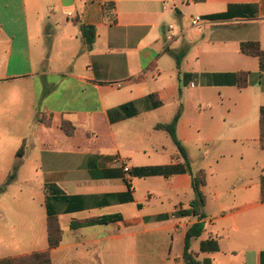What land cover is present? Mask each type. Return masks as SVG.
Returning <instances> with one entry per match:
<instances>
[{
	"label": "crops",
	"instance_id": "0c3cea01",
	"mask_svg": "<svg viewBox=\"0 0 264 264\" xmlns=\"http://www.w3.org/2000/svg\"><path fill=\"white\" fill-rule=\"evenodd\" d=\"M245 42L264 50V0H0V115L21 110L0 148L7 179L21 161L5 188L41 178L42 193L36 220L0 221V260L49 251L48 191L63 230L53 264H186L199 223L197 264H264V73ZM168 50L186 51L180 68ZM180 108L186 157L157 129ZM189 166L206 174L204 218L175 215L195 198Z\"/></svg>",
	"mask_w": 264,
	"mask_h": 264
},
{
	"label": "trees",
	"instance_id": "16d2710c",
	"mask_svg": "<svg viewBox=\"0 0 264 264\" xmlns=\"http://www.w3.org/2000/svg\"><path fill=\"white\" fill-rule=\"evenodd\" d=\"M108 7L105 6V12H107ZM111 22L114 24L116 22L115 14L111 17ZM81 29L83 35L86 37L89 45H92L96 40V29L92 26H84L81 25ZM241 51L243 54L248 56H254L259 58L260 61V69L261 74L264 73V50L261 49L260 44L257 42H245L241 45ZM168 52H170L168 50ZM177 61V67L180 68L181 62L186 55V51H181L179 53H175L173 51L170 52ZM239 87L244 88L248 84V74L243 73L238 75ZM182 115V108L179 109L177 114L175 115L173 121L168 125H158L157 129H163L168 132L171 136L175 144L180 149L181 153L186 157L185 149L182 146L181 142L177 138V124ZM65 130L67 134H71L72 132L68 129L67 123H65ZM260 146L264 149V107L261 109V136H260ZM18 157H23V152L20 150L18 152ZM21 165V161H17L13 167L12 173L9 175L6 186L12 184L16 178L19 167ZM189 173L192 177V188L195 194L194 200L191 202V210L190 211H178L175 213L176 216H187V215H195L200 218H204L205 215L202 212V207L205 204V196L203 193V187L206 185V174L203 171L193 172L189 166ZM261 200L264 202V175L261 176ZM4 190V188H0V194ZM47 192V210H48V233H49V251L35 253L23 257L16 258H7L4 260H0V264H53L51 257V250L60 246L63 239V230L61 228V224L57 214L53 211L50 205L51 199L53 197ZM119 216H104L97 219L87 220L82 222V225H95V224H108L114 221H117ZM203 227L201 224H196L192 226L185 237V245H184V260L186 264H197L191 254V242L193 239L198 238L202 235Z\"/></svg>",
	"mask_w": 264,
	"mask_h": 264
},
{
	"label": "rangeland",
	"instance_id": "374dc122",
	"mask_svg": "<svg viewBox=\"0 0 264 264\" xmlns=\"http://www.w3.org/2000/svg\"><path fill=\"white\" fill-rule=\"evenodd\" d=\"M19 106L20 105L16 106V104H14L13 108H15V113H17V115H13V111L7 113L6 107L3 105V114L0 115V148L5 149L9 147L10 138L17 136V131H15V129L11 133V126L7 121H11L9 120L10 116L19 120L18 117H21ZM7 160L8 158L0 153V187L4 188L0 194V221L4 224L6 222L2 220H19L25 217L36 220L39 214L36 215L35 212L38 209H41L38 197V195L42 194L39 190L41 178H34L33 182L28 185L23 184L22 181H20L19 185L10 188L8 187L9 189H6L8 172ZM63 226L65 229V240H68L69 228L65 220L63 221ZM176 248L182 250V246H177ZM64 255L68 256L69 250L64 252ZM143 264L146 263L143 261Z\"/></svg>",
	"mask_w": 264,
	"mask_h": 264
},
{
	"label": "built area",
	"instance_id": "2783aa9c",
	"mask_svg": "<svg viewBox=\"0 0 264 264\" xmlns=\"http://www.w3.org/2000/svg\"><path fill=\"white\" fill-rule=\"evenodd\" d=\"M207 20H205L204 18L200 17V16H195V17H191V23L193 26H200L204 23H206ZM117 162L118 163H123L124 166V170L125 172H129L130 169L129 167L127 166V164H125V162L121 161L120 159H117Z\"/></svg>",
	"mask_w": 264,
	"mask_h": 264
}]
</instances>
